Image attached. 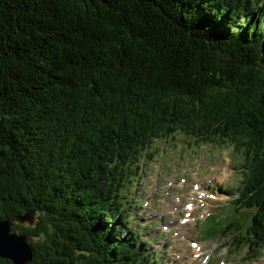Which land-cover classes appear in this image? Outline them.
I'll return each instance as SVG.
<instances>
[{
    "label": "trees",
    "instance_id": "obj_1",
    "mask_svg": "<svg viewBox=\"0 0 264 264\" xmlns=\"http://www.w3.org/2000/svg\"><path fill=\"white\" fill-rule=\"evenodd\" d=\"M184 136L248 149L209 235L259 259L264 0H0V220L34 238L28 264L163 262L131 180L143 150Z\"/></svg>",
    "mask_w": 264,
    "mask_h": 264
},
{
    "label": "rangeland",
    "instance_id": "obj_2",
    "mask_svg": "<svg viewBox=\"0 0 264 264\" xmlns=\"http://www.w3.org/2000/svg\"><path fill=\"white\" fill-rule=\"evenodd\" d=\"M175 136L183 135L176 134ZM185 140L186 137H178L175 141L179 144V151L176 153L178 158L176 160L173 155L174 147L171 148L170 145L172 143L170 142H167V144H163V141L155 142V144H151L150 149L141 152L143 157L139 158L137 164L141 168L142 165H145V168L151 167L143 175L144 178H147L148 173L154 169L152 166L155 163L154 155L159 151V162L163 161L160 175L162 179H166L164 185H162V183H159V179L150 176L145 181V186L143 184L139 187L134 196L135 200L138 201H135L134 207L130 208V211L136 212L133 216L137 217V211L141 210L144 218L133 219L134 226L137 219L147 225H149L150 219L156 221V227L150 228V231L145 233L143 237L150 239L152 242L156 239L152 235H158L159 242L148 246L150 251L155 248L162 250V247H168L166 251L170 249L168 255L164 254V249L159 253V255H162L163 264H248L244 259L245 255L237 254L231 256L229 249L226 248L225 244H222L223 237L221 235L202 238L209 229L218 227L213 220L203 219L208 212L216 215L215 220L228 216L229 211L232 213V206L225 207L224 200L228 199L231 193L235 191V185L238 183L237 178L242 179V173L237 175V178L236 175H233L236 168H239L240 160L233 154L230 147H224L216 143H214L215 145L205 143L198 150L196 147L199 143L197 144L190 139L188 145ZM191 142L193 144L190 145ZM157 144L160 145L154 146ZM229 153L233 154L234 157L229 155ZM197 154L203 156L205 162L199 169L197 167L194 168L193 172L188 176L186 170L183 169L196 164ZM232 159H234L235 165H232ZM155 169L157 171L156 167ZM176 169L182 170L180 171L182 174L173 172ZM137 175H140V170ZM134 180L132 179L131 183L135 184L134 188H136L139 180ZM193 184L199 185V189L195 190ZM220 185H223L226 190L221 188ZM156 193L158 196H156ZM121 194H125L122 188ZM129 195L128 199L133 200L132 190ZM123 201H126V199H123ZM147 201L149 203L148 206L145 205ZM185 202L193 203L192 207L194 209L191 210V218L189 217L190 209L186 211L184 208ZM217 206L227 209L223 212L224 210L222 208L217 209ZM33 220L32 222L29 220L22 223L29 226L33 224ZM33 239V237L29 236V240ZM190 242H196L197 246H190ZM239 251L245 254L244 250L239 249ZM255 264H264V257Z\"/></svg>",
    "mask_w": 264,
    "mask_h": 264
},
{
    "label": "water",
    "instance_id": "obj_3",
    "mask_svg": "<svg viewBox=\"0 0 264 264\" xmlns=\"http://www.w3.org/2000/svg\"><path fill=\"white\" fill-rule=\"evenodd\" d=\"M18 221H28L29 216L23 215ZM15 219L0 220V256L10 260L13 264H28L32 261L34 245L29 237L21 232L13 231L12 222Z\"/></svg>",
    "mask_w": 264,
    "mask_h": 264
},
{
    "label": "bare ground",
    "instance_id": "obj_4",
    "mask_svg": "<svg viewBox=\"0 0 264 264\" xmlns=\"http://www.w3.org/2000/svg\"><path fill=\"white\" fill-rule=\"evenodd\" d=\"M152 244H153V242H152ZM167 246H168V244H167ZM168 247H162V250L164 249V254L165 255H168L170 252V249L168 250V251H166V249H167ZM155 256H159V255H157V254H155ZM170 256V255H169ZM151 257V256H150ZM149 259V258H148ZM148 261V260H147ZM153 264H154V262H153ZM160 264H163L162 263V261L160 262Z\"/></svg>",
    "mask_w": 264,
    "mask_h": 264
}]
</instances>
